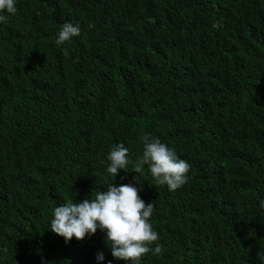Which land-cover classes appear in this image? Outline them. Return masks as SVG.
<instances>
[{"label": "trees", "instance_id": "1", "mask_svg": "<svg viewBox=\"0 0 264 264\" xmlns=\"http://www.w3.org/2000/svg\"><path fill=\"white\" fill-rule=\"evenodd\" d=\"M0 24V264H125L98 230L65 242L52 209L111 182L115 144L128 172L142 137L189 164L174 191L145 166L139 197L164 251L141 264H259L264 249V0H17ZM184 17L213 34L176 54ZM79 23L61 46L56 32ZM121 177H124L122 180ZM94 195V192H93ZM90 198V197H89Z\"/></svg>", "mask_w": 264, "mask_h": 264}, {"label": "clouds", "instance_id": "2", "mask_svg": "<svg viewBox=\"0 0 264 264\" xmlns=\"http://www.w3.org/2000/svg\"><path fill=\"white\" fill-rule=\"evenodd\" d=\"M244 2L242 0V4ZM16 3L17 0H0V24H6L17 12ZM211 34L212 31L198 25L195 20L188 21L184 17L174 43L176 54L201 53L213 42ZM55 35V44L61 46L80 35L79 23L64 22ZM141 139L142 154L132 163L134 183H113L121 170L128 172L129 165L128 148L122 143L113 145L103 161L104 171L111 179L106 184V189L94 190V195L92 192L83 200L74 202L69 198L55 206L51 212L48 230L63 237L65 242L73 237L78 241L83 240L99 230L110 255L125 264H141V259L148 253L154 256L162 254L164 248L159 243V234L150 222L155 205L153 202L146 204L139 197L143 178L138 174L146 166L156 184L166 186L168 191H174L186 183L189 164L159 138L145 135ZM260 206L264 207V200L260 201ZM257 259L259 264H264V249L257 253ZM95 261L96 264H104L103 252L96 254ZM106 264H111V261Z\"/></svg>", "mask_w": 264, "mask_h": 264}]
</instances>
